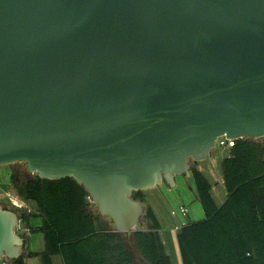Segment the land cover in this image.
Instances as JSON below:
<instances>
[{
  "label": "water",
  "instance_id": "1",
  "mask_svg": "<svg viewBox=\"0 0 264 264\" xmlns=\"http://www.w3.org/2000/svg\"><path fill=\"white\" fill-rule=\"evenodd\" d=\"M222 137L264 138V0H0V167L74 180L128 234L132 194ZM18 228L0 205L3 264L28 249Z\"/></svg>",
  "mask_w": 264,
  "mask_h": 264
},
{
  "label": "trees",
  "instance_id": "2",
  "mask_svg": "<svg viewBox=\"0 0 264 264\" xmlns=\"http://www.w3.org/2000/svg\"><path fill=\"white\" fill-rule=\"evenodd\" d=\"M221 170L226 199L219 207L207 179L191 170L204 219L187 222L176 235L180 262L264 264V138L235 140ZM17 190L41 218L35 231L43 236L44 250H27L10 264H27L26 258L33 257L52 264L53 256H60L63 264H138L128 238L145 263L171 264L150 207L145 208L146 228L119 234L90 210L88 195L72 179L41 181L35 175ZM132 198L144 202L143 192H134Z\"/></svg>",
  "mask_w": 264,
  "mask_h": 264
},
{
  "label": "rangeland",
  "instance_id": "3",
  "mask_svg": "<svg viewBox=\"0 0 264 264\" xmlns=\"http://www.w3.org/2000/svg\"><path fill=\"white\" fill-rule=\"evenodd\" d=\"M211 155L214 158L217 157V159L220 161L227 155V150L219 149L216 147L212 151ZM20 166L23 170L26 169L25 164H21ZM3 173V169L2 167H0V205L4 209L15 212L19 218L23 217V220L27 219L25 235H27L28 251L42 252L44 250L43 236L35 231V229L38 228L41 224V218L36 215V207L33 203H26L19 197L17 188H15L12 183L8 181L7 178H4ZM177 178L181 179L179 180V183L176 187L174 186L171 188H167L164 184L163 188L165 191L163 192V194H160L161 191H163L160 189L161 185L154 189L143 191L144 202L142 203L143 207H150L154 210L155 215L157 216V219L161 225L162 231H164L165 234L171 238V244L176 250V257L178 256V246L173 227L178 225L177 218L180 216V222H184V220L187 222H198L202 220L190 219V221L189 218L185 217L186 215L184 216V218L181 215V208L185 209L187 212V209L189 210L192 204H196V206L199 205H197L198 203L195 202H193L192 204L189 203L194 200L191 189L194 187L193 179L190 176H177ZM183 206H185L186 208ZM90 210L93 211L94 214H98L95 206L91 205ZM173 211H176L174 212L175 215H172ZM102 220H104V222L111 229H114L109 218H102ZM138 228H146V222L140 224ZM178 228H180V226ZM22 234H24V232H21L20 235L22 236ZM127 242L129 244V249L131 250L135 259H140V255L134 247L133 243L131 242L130 238L127 239ZM26 253L27 251L24 250L23 254L25 255ZM171 259L174 263V255H172ZM26 263L40 264V260L36 257L26 258ZM0 264H2V262H0ZM52 264H63V261L60 256H53Z\"/></svg>",
  "mask_w": 264,
  "mask_h": 264
},
{
  "label": "crops",
  "instance_id": "4",
  "mask_svg": "<svg viewBox=\"0 0 264 264\" xmlns=\"http://www.w3.org/2000/svg\"><path fill=\"white\" fill-rule=\"evenodd\" d=\"M228 155H229V150H227V155L224 158L228 157ZM224 158H222L219 161L217 159V157L214 158L211 155V157L209 159L197 163L196 167H195L207 179V181L210 183V185H211V191H210L211 197H212L215 205L218 206V207L220 205H222V203L226 199V190H225V186H224V182H223V175H222V170H221V163H222V160ZM190 177L192 178L191 174H190ZM180 179L181 178H177V177L175 178V187L178 185ZM163 186H164V184L161 185L160 189L163 190V191H161L160 194H163V192L165 191ZM166 187L169 188L168 186H166ZM191 189H192V195L194 197V200L189 202V203L192 204L193 202H195V203H198L197 205H199V206H196V204H192L190 209L189 210L187 209L185 217L189 218V220L190 219L191 220L204 219L203 218L204 217L203 216L204 213H203L202 207H201L200 203L197 201V198H196L195 186L193 188H191ZM183 207H185V206H183ZM153 212H154V210H153ZM174 212H176V211H173L172 215H175ZM154 214H155V212H154ZM179 217L177 218V221H178V225L180 226V228H178L179 227L178 225L173 227V230L175 231V235H177L180 232V229H181V227L183 225L187 224V221H185V220H184V222H182V221L180 222L181 218H179ZM183 218H184V216H183ZM191 222H194V221H191ZM159 235H160V239H161V242L163 244L165 253L170 258L171 264H181L179 250H178V256L176 257V252H175L176 250L174 249V246L171 244V238L168 235H166L164 231H162L161 225H160ZM172 255H174V258H175L174 263H173V260L171 259ZM40 264H41V262H40Z\"/></svg>",
  "mask_w": 264,
  "mask_h": 264
},
{
  "label": "flooded vegetation",
  "instance_id": "5",
  "mask_svg": "<svg viewBox=\"0 0 264 264\" xmlns=\"http://www.w3.org/2000/svg\"><path fill=\"white\" fill-rule=\"evenodd\" d=\"M21 164L23 163H15V164H12V165H8V166H5V167H2L3 169V175H4V178H7L9 182L12 183V185L15 187V188H20L22 187V185L24 183H27L28 181H30L31 179L34 178L35 174H30L27 172V169H22L21 168ZM191 166L193 165V163H190ZM26 166V165H25ZM18 220H19V228L17 230V233L20 235L21 232L24 234H22V236L25 235V232H26V220H23L21 218L18 217ZM28 250V249H27ZM26 250V251H27ZM138 264H147L145 263L141 258L139 259H136ZM142 260V261H141Z\"/></svg>",
  "mask_w": 264,
  "mask_h": 264
},
{
  "label": "built area",
  "instance_id": "6",
  "mask_svg": "<svg viewBox=\"0 0 264 264\" xmlns=\"http://www.w3.org/2000/svg\"><path fill=\"white\" fill-rule=\"evenodd\" d=\"M235 140L226 139L225 137L219 138L216 140L215 148L224 149V150H230L234 146ZM88 202L91 203V200L89 197H87ZM180 213L182 216L186 215V210L181 208Z\"/></svg>",
  "mask_w": 264,
  "mask_h": 264
}]
</instances>
